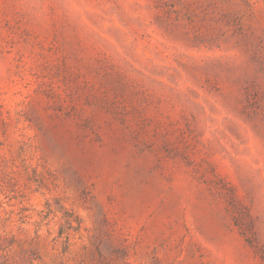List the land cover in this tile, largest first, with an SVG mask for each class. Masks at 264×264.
Here are the masks:
<instances>
[{
    "label": "rangeland",
    "instance_id": "374dc122",
    "mask_svg": "<svg viewBox=\"0 0 264 264\" xmlns=\"http://www.w3.org/2000/svg\"><path fill=\"white\" fill-rule=\"evenodd\" d=\"M0 264H264V0H0Z\"/></svg>",
    "mask_w": 264,
    "mask_h": 264
}]
</instances>
